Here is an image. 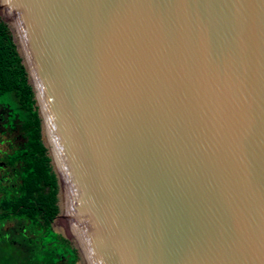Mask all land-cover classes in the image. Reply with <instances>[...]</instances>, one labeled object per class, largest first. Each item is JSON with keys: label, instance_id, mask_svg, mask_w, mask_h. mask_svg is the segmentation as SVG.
I'll list each match as a JSON object with an SVG mask.
<instances>
[{"label": "water", "instance_id": "95a60500", "mask_svg": "<svg viewBox=\"0 0 264 264\" xmlns=\"http://www.w3.org/2000/svg\"><path fill=\"white\" fill-rule=\"evenodd\" d=\"M77 264H264V0H0Z\"/></svg>", "mask_w": 264, "mask_h": 264}, {"label": "trees", "instance_id": "16d2710c", "mask_svg": "<svg viewBox=\"0 0 264 264\" xmlns=\"http://www.w3.org/2000/svg\"><path fill=\"white\" fill-rule=\"evenodd\" d=\"M0 118L10 141L1 157L0 264H77L76 249L52 226L59 211L56 177L31 85L1 18Z\"/></svg>", "mask_w": 264, "mask_h": 264}, {"label": "flooded vegetation", "instance_id": "af4514ba", "mask_svg": "<svg viewBox=\"0 0 264 264\" xmlns=\"http://www.w3.org/2000/svg\"><path fill=\"white\" fill-rule=\"evenodd\" d=\"M2 130H4V128L1 125L0 126V145L3 144L4 145V148H1L0 149V171L6 170V166L2 162L1 157L3 156L4 152L8 151V145H9V142H10L9 139L7 138L8 137L7 136V132H5V131L2 132ZM52 226H53V224H52Z\"/></svg>", "mask_w": 264, "mask_h": 264}, {"label": "rangeland", "instance_id": "374dc122", "mask_svg": "<svg viewBox=\"0 0 264 264\" xmlns=\"http://www.w3.org/2000/svg\"><path fill=\"white\" fill-rule=\"evenodd\" d=\"M0 18L2 19V16H1V14H0ZM1 148H4V145L2 144V145H0V149ZM12 224V222L9 224V225H11ZM53 228L55 229V230H58L59 229V223L58 222H54L53 223Z\"/></svg>", "mask_w": 264, "mask_h": 264}]
</instances>
